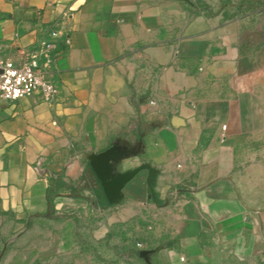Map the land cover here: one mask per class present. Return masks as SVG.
Returning a JSON list of instances; mask_svg holds the SVG:
<instances>
[{
  "label": "crops",
  "instance_id": "0c3cea01",
  "mask_svg": "<svg viewBox=\"0 0 264 264\" xmlns=\"http://www.w3.org/2000/svg\"><path fill=\"white\" fill-rule=\"evenodd\" d=\"M210 11L0 0V58L43 62L54 42L59 91L53 104L0 101V219L45 231L31 256L0 264H106L126 230L145 232V264H264V54ZM108 151L106 181L136 171L113 204L91 167Z\"/></svg>",
  "mask_w": 264,
  "mask_h": 264
},
{
  "label": "rangeland",
  "instance_id": "374dc122",
  "mask_svg": "<svg viewBox=\"0 0 264 264\" xmlns=\"http://www.w3.org/2000/svg\"><path fill=\"white\" fill-rule=\"evenodd\" d=\"M192 1L201 8L209 7L211 13H221L228 20L239 22L238 33L242 39V48L250 52L262 51L264 54V0H186ZM210 2L211 5L206 4ZM264 57V56H263ZM41 223V222H36ZM32 225H23L14 219H0V263L10 252L26 251L31 256L35 245L45 235L35 232ZM45 240V237L43 238ZM146 240L145 232H116L110 240L106 264H145L142 254L145 250L140 246ZM109 246V244H107ZM107 256V257H108ZM114 259V260H113ZM55 264H84L80 258L72 262ZM92 264H100L93 262ZM102 264V263H101Z\"/></svg>",
  "mask_w": 264,
  "mask_h": 264
},
{
  "label": "built area",
  "instance_id": "2783aa9c",
  "mask_svg": "<svg viewBox=\"0 0 264 264\" xmlns=\"http://www.w3.org/2000/svg\"><path fill=\"white\" fill-rule=\"evenodd\" d=\"M52 36L56 39L58 34ZM54 48V42L41 43L39 53L44 57L43 62L38 55L31 56L24 64L0 58V101L15 102L37 94L43 101L55 103L59 91L49 74L52 63L49 52Z\"/></svg>",
  "mask_w": 264,
  "mask_h": 264
},
{
  "label": "water",
  "instance_id": "95a60500",
  "mask_svg": "<svg viewBox=\"0 0 264 264\" xmlns=\"http://www.w3.org/2000/svg\"><path fill=\"white\" fill-rule=\"evenodd\" d=\"M110 152H105L96 157L91 163L92 170L96 176L103 181L102 190L108 204H113L118 198L119 189L126 184L136 173V171L128 172L123 175H118L109 181L105 179L106 165ZM40 218H45L47 215H39Z\"/></svg>",
  "mask_w": 264,
  "mask_h": 264
},
{
  "label": "trees",
  "instance_id": "16d2710c",
  "mask_svg": "<svg viewBox=\"0 0 264 264\" xmlns=\"http://www.w3.org/2000/svg\"><path fill=\"white\" fill-rule=\"evenodd\" d=\"M59 187V184L56 185H52L50 186L47 191H46V200H47V204H48V208L51 210L52 208V204H53V199L56 196V192H55V188ZM100 197H103L102 193L100 195H97L98 199ZM104 205H108L105 201L103 203Z\"/></svg>",
  "mask_w": 264,
  "mask_h": 264
}]
</instances>
